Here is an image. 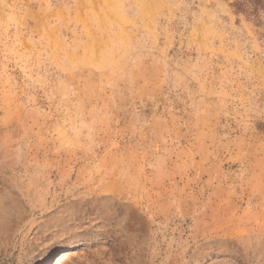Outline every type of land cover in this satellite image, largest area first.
<instances>
[{"label":"rangeland","instance_id":"rangeland-1","mask_svg":"<svg viewBox=\"0 0 264 264\" xmlns=\"http://www.w3.org/2000/svg\"><path fill=\"white\" fill-rule=\"evenodd\" d=\"M0 0V264H264V0Z\"/></svg>","mask_w":264,"mask_h":264},{"label":"trees","instance_id":"trees-1","mask_svg":"<svg viewBox=\"0 0 264 264\" xmlns=\"http://www.w3.org/2000/svg\"><path fill=\"white\" fill-rule=\"evenodd\" d=\"M251 4L252 8V13L255 15L258 13L259 8L261 6V0H246Z\"/></svg>","mask_w":264,"mask_h":264},{"label":"bare ground","instance_id":"bare-ground-1","mask_svg":"<svg viewBox=\"0 0 264 264\" xmlns=\"http://www.w3.org/2000/svg\"><path fill=\"white\" fill-rule=\"evenodd\" d=\"M61 256H59L58 255V257L56 258V264H61V261H63V259H64V257H66L68 254H60ZM53 262H51V264H52ZM47 264H50V262L49 263H47Z\"/></svg>","mask_w":264,"mask_h":264}]
</instances>
